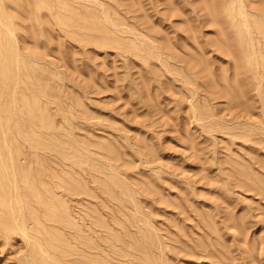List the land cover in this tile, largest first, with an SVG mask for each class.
<instances>
[{
	"label": "rangeland",
	"instance_id": "374dc122",
	"mask_svg": "<svg viewBox=\"0 0 264 264\" xmlns=\"http://www.w3.org/2000/svg\"><path fill=\"white\" fill-rule=\"evenodd\" d=\"M83 1L0 0V264H264V0Z\"/></svg>",
	"mask_w": 264,
	"mask_h": 264
},
{
	"label": "bare ground",
	"instance_id": "6f19581e",
	"mask_svg": "<svg viewBox=\"0 0 264 264\" xmlns=\"http://www.w3.org/2000/svg\"><path fill=\"white\" fill-rule=\"evenodd\" d=\"M16 1H19V0H16ZM62 1V0H61ZM81 1V0H80ZM202 1V0H201ZM205 1V0H204ZM263 1V0H262ZM261 1V2H262ZM36 2V1H35ZM58 2V1H57ZM56 2V3H57ZM68 2V1H67ZM76 2V1H75ZM83 0H82V5H83ZM217 2H218V4L220 3L221 4V2H222V0H212V5L213 4H217ZM258 2H259V0H258ZM10 3V2H9ZM8 2H7V8H8V4H9ZM12 3V2H11ZM18 3V2H17ZM16 3V4H17ZM37 3V2H36ZM56 3H55V5H56ZM86 3V2H85ZM208 3V2H207ZM21 4H22V2H21ZM21 4H19V5H21ZM40 4H42V3H40ZM64 4V3H63ZM14 5V4H13ZM58 5V4H57ZM61 5V4H60ZM211 5V6H212ZM9 6L11 7V5L9 4ZM207 6V5H206ZM210 6V7H211ZM214 6V5H213ZM213 6H212V8H213ZM219 6V5H218ZM37 7V6H36ZM215 7V6H214ZM231 7V6H230ZM18 8V7H17ZM66 8V7H65ZM220 8V7H219ZM245 8V5H241V13L244 15V14H248L249 13V10H246V9H244ZM13 9H15V8H13ZM25 9V8H24ZM206 9H208L209 10V8L207 7ZM17 10V9H16ZM86 10V9H85ZM213 10V9H212ZM3 11H5V10H3ZM55 12V11H54ZM209 12V11H208ZM211 12V11H210ZM217 12V10L215 11V13ZM79 13V12H78ZM88 13V12H87ZM221 13V12H220ZM1 14V13H0ZM59 14H60V12H59ZM224 14V13H223ZM253 16L256 18V19H261V17H264V3L260 6V7H257V8H255L254 10H253ZM216 15V14H215ZM218 15V14H217ZM221 15V14H220ZM63 16V15H62ZM9 17V16H8ZM74 18V17H73ZM212 18H214V17H212ZM6 19V18H5ZM76 19V18H75ZM256 19H254V21L256 20ZM9 20V19H8ZM73 20V19H72ZM219 20H220V18H219ZM219 20H217V22L219 21ZM13 21V20H12ZM75 21V20H74ZM214 21V20H213ZM229 21V20H228ZM5 22V21H4ZM214 22H216V21H214ZM68 23H70V22H68ZM73 23H75V22H73ZM220 23V22H219ZM219 23H217V25H219ZM229 23V22H228ZM253 23V22H252ZM75 24H77V23H75ZM85 24V23H84ZM225 24H227V23H225ZM230 24V23H229ZM256 25H258L259 27H260V29L264 26V23L262 22V21H260V20H257V24ZM7 26V25H6ZM220 26L222 27V25L220 24ZM226 25H224V27H225ZM228 26V25H227ZM255 26V25H254ZM3 27H4V25H3ZM219 27V26H218ZM221 27L219 28V31H221ZM5 29H6V27H5ZM223 29V28H222ZM224 30H225V28H224ZM223 31V30H222ZM254 31V30H253ZM223 32H225L224 33V36L221 38V41L225 44V47H227L228 46V44H230L231 42H228V41H230L229 39L231 38V36H233L234 34H235V32L233 33V31L232 32H227V31H223ZM258 32V31H257ZM261 34H262V36H264V29L263 30H261ZM222 33V32H221ZM261 34H259V35H261ZM220 36V35H219ZM218 36V37H219ZM246 37H247V35H246ZM255 37H256V35H255ZM261 37V36H260ZM220 38V37H219ZM238 38V37H237ZM252 38V37H251ZM2 39H3V37H2ZM234 39V38H233ZM10 40V39H9ZM256 40V39H255ZM263 40V39H262ZM237 41V40H236ZM239 41V40H238ZM245 41V40H244ZM2 42V41H1ZM4 42V41H3ZM11 42V41H10ZM241 42V41H240ZM256 42V41H255ZM219 43H221V42H219V39H218V44ZM235 43V42H234ZM244 43H246V42H244ZM121 45V44H120ZM127 45V44H126ZM221 45H223V44H221ZM227 45V46H226ZM258 45V44H257ZM6 47H7V45H6ZM157 47V46H156ZM221 47H223V46H221ZM231 47V46H230ZM237 47V46H236ZM258 46H256V48H257ZM161 48V47H160ZM226 49V48H225ZM261 49V48H260ZM149 50V49H148ZM148 50H146V51H148ZM157 50V49H156ZM159 50V49H158ZM229 50V49H228ZM231 50V49H230ZM232 51V50H231ZM234 51V50H233ZM260 52V51H259ZM6 53V52H5ZM164 53V52H163ZM230 53V52H229ZM239 53V52H238ZM248 53V52H247ZM141 54V53H140ZM145 54V53H144ZM236 54V53H235ZM3 55V54H2ZM240 55H241V53H240ZM244 55V54H243ZM239 56V55H238ZM242 57V56H241ZM246 58V57H245ZM259 58V57H258ZM0 59H2V57L0 58ZM243 59H244V57H243ZM236 59H234V60H232V61H235ZM247 60V59H246ZM236 61H238L239 62V60H236ZM244 61V60H243ZM17 62V61H16ZM13 63V62H12ZM235 62H232L231 64H233L234 66L233 67H235L234 69H236V66H235V64H234ZM237 63V62H236ZM247 63V62H246ZM260 64H262V63H260ZM5 65V64H4ZM239 65V64H238ZM261 66V65H260ZM263 68V67H262ZM8 69V68H7ZM22 69H24V68H22ZM233 69V71H234V73L233 74H235V72H236V70H234ZM240 70L242 69V68H239ZM251 69V68H250ZM28 71V70H27ZM16 72V71H15ZM188 72V71H187ZM239 72V71H238ZM243 72H244V70H243ZM259 72V71H258ZM3 73V72H2ZM1 73V70H0V74H2ZM13 73V72H12ZM240 73V72H239ZM18 74V73H17ZM16 74V75H17ZM189 74V73H188ZM230 74V73H229ZM243 74V73H242ZM245 74V73H244ZM224 75V74H223ZM250 75V74H249ZM249 75H248V77H249ZM264 75V74H263ZM10 76H12V74H10ZM19 76V75H18ZM231 76H232V74H231ZM237 75H235V77H236ZM238 77V76H237ZM236 77V78H237ZM19 78V77H18ZM37 78V77H36ZM188 78V77H187ZM224 78H225V76H224ZM232 78H234V76L232 77ZM235 78V79H236ZM223 79V78H222ZM238 79V78H237ZM236 79V80H237ZM244 79V78H243ZM249 79H251V77L249 78ZM8 81H6V83H5V85H4V87H3V85H0V122L1 123H3L4 121H9V119H10V116H9V114H10V112H11V110H13V108H15V106H21L20 105V100H19V98L18 97H16L15 98V96H17V95H15V92H14V89H13V81L12 80H10V78L9 79H7ZM224 80V79H223ZM5 81V80H4ZM35 81V80H34ZM226 81V80H225ZM240 80H238V83H240L239 82ZM31 82V81H30ZM33 83V82H32ZM237 83V82H236ZM252 82L250 81V84H251ZM2 84V83H1ZM34 84V83H33ZM255 84H257V83H255ZM236 85V84H235ZM238 85V84H237ZM236 85V86H237ZM241 85H242V83H241ZM17 86V85H16ZM21 86V85H20ZM22 86H23V84H22ZM244 86V85H243ZM248 86V85H247ZM253 86V85H252ZM252 86H251V88H252ZM239 87H241L240 86V84H239ZM255 87H256V85H255ZM254 87V88H255ZM35 88V87H34ZM253 88V89H254ZM239 89H241V88H239ZM32 90H34V89H32ZM226 90V89H225ZM242 90V93H243V88L241 89ZM35 91H37V90H35ZM229 91V90H228ZM17 92V91H16ZM228 93V92H227ZM246 93V92H245ZM245 93H243V94H245ZM227 95V94H226ZM263 96V95H262ZM236 98V97H235ZM21 99H22V97H21ZM264 100V99H263ZM51 101V100H50ZM230 101H231V99H230ZM24 102V101H23ZM52 102V101H51ZM60 102V101H59ZM56 105V104H55ZM61 106H62V104H61ZM59 107H60V105H59ZM246 107V106H245ZM249 108V107H248ZM247 109V108H246ZM31 110H32V108H31ZM8 111V112H7ZM14 111H15V109H14ZM13 111V112H14ZM12 113V112H11ZM34 113V112H33ZM56 114V113H55ZM29 116V115H28ZM11 118H12V114H11ZM32 118V117H31ZM35 118V117H34ZM34 120V119H33ZM17 122V121H16ZM38 124V123H37ZM48 124H50V123H48ZM3 125V124H2ZM8 125V124H7ZM11 125V124H10ZM1 126V125H0ZM57 126V125H56ZM53 127V126H52ZM7 128V127H6ZM12 128V127H11ZM48 128V127H47ZM55 128V127H54ZM63 129V128H62ZM1 130V129H0ZM3 130H5V129H3ZM13 130V129H12ZM24 130V129H23ZM6 131V130H5ZM32 131H34V130H32ZM9 132V131H8ZM42 133V132H41ZM240 133V132H239ZM2 133H0V135H1ZM31 134V133H30ZM11 135H13V134H11ZM7 140V139H6ZM7 141H9V140H7ZM33 142V141H32ZM8 143V142H7ZM9 144V143H8ZM17 144V143H16ZM3 145H4V137H3V134H2V136H0V171L3 173V175H5V178H6V183H7V190L9 189V193H10V198H14V196H13V193H14V191H16V194H17V187H18V185H17V181H16V179H15V175H16V173H18L17 171L20 169V166L23 164V162H25L24 164H26V163H29V166H31V169H38V171H40V165H36V166H32V162L33 163H35V161H36V159H37V157H35L36 156V154L35 153H32V152H30V154H21V153H16V154H14L13 152L12 153H9L10 151H8V152H6V151H4L3 149H2V147H3ZM45 145V144H44ZM43 145V146H44ZM10 146V145H9ZM46 146V145H45ZM54 147V146H53ZM37 148H38V146H37ZM55 148V147H54ZM12 150V149H11ZM14 151V150H13ZM24 151H25V149H24ZM21 152H22V149H21ZM61 152V151H60ZM26 153V152H25ZM62 153V152H61ZM57 156V155H56ZM42 157H44V156H42ZM45 158V157H44ZM48 158V157H47ZM46 160V159H45ZM22 163V164H21ZM23 164V165H24ZM24 167V166H23ZM28 170V169H27ZM46 170H48V169H46ZM23 172V171H22ZM27 171H25V173H26ZM1 173V174H2ZM21 173V172H20ZM50 173V172H49ZM19 176H21V175H19ZM57 176V175H56ZM53 177V176H52ZM30 182V181H29ZM25 185V184H24ZM16 189V190H15ZM33 190H34V188H33ZM5 192V191H4ZM15 194V193H14ZM33 194V193H32ZM34 194H35V192H34ZM22 200H24V199H22ZM14 201V200H13ZM15 201H16V199H15ZM5 205V204H4ZM18 206V205H17ZM12 212H13V210H12ZM73 218V217H72ZM24 223V222H23ZM65 224V223H64ZM69 225V224H68ZM88 226V225H87ZM58 227V226H57ZM64 228H66V227H64ZM83 228H85V227H83ZM69 229V228H68ZM58 230V229H57ZM86 230H88V229H86ZM93 230V229H92ZM65 231V230H64ZM67 231H70V230H67ZM73 231V229L71 230V232ZM76 231V230H75ZM78 231H80V230H78ZM74 232V231H73ZM90 232V231H89ZM94 232V231H93ZM92 233V232H91ZM64 234V233H63ZM66 235V234H65ZM68 236V235H67ZM77 237V236H76ZM99 237V236H98ZM80 238V237H79ZM101 238V237H100ZM69 239V238H68ZM100 240V239H99ZM72 241H73V239H72ZM78 241V240H77ZM76 241V242H77ZM86 241V240H85ZM67 242H68V240H67ZM70 242V241H69ZM96 242V241H95ZM100 243V242H99ZM103 243V242H102ZM81 246V245H80ZM99 246V245H98ZM104 246V245H103ZM99 248V247H98ZM64 249V248H63ZM80 249V248H79ZM89 249V248H88ZM97 249V248H96ZM74 250V249H73ZM68 251V250H67ZM96 251V250H95ZM75 252V251H74ZM88 252V251H87ZM94 252V251H93ZM102 253V252H101ZM81 255V254H80ZM101 255V254H100ZM103 255H105V254H103ZM95 257V256H94ZM103 257V256H102ZM107 257V256H106ZM81 258V257H80ZM90 260V259H89ZM32 261V260H31ZM85 262V261H84ZM87 262V261H86Z\"/></svg>",
	"mask_w": 264,
	"mask_h": 264
}]
</instances>
